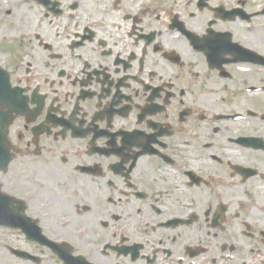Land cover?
Here are the masks:
<instances>
[{
	"label": "flooded vegetation",
	"instance_id": "flooded-vegetation-1",
	"mask_svg": "<svg viewBox=\"0 0 264 264\" xmlns=\"http://www.w3.org/2000/svg\"><path fill=\"white\" fill-rule=\"evenodd\" d=\"M26 17L0 47L21 95L0 264H264V0H46Z\"/></svg>",
	"mask_w": 264,
	"mask_h": 264
},
{
	"label": "rangeland",
	"instance_id": "rangeland-1",
	"mask_svg": "<svg viewBox=\"0 0 264 264\" xmlns=\"http://www.w3.org/2000/svg\"><path fill=\"white\" fill-rule=\"evenodd\" d=\"M10 3L12 5H14V7H10L11 4H7L3 0H2V2H0V4H2L0 6V10L5 9L6 7H10L8 9L12 11V16H8V17H4L2 15V12L4 10L0 11V21H3V23L0 24V27H2V31L0 32V34H2L3 31L8 32V31L12 30L14 28V24L7 22V20L11 19L14 15H16L18 13L19 14L22 13L19 10L21 7L20 6V3H21L20 0H14V1H11ZM10 45H11L10 41L2 42V46H4V47H9ZM11 235H12V231H10V230H8V231L6 230V233L3 232V234H2L3 237L0 239V260H3L2 258L7 257V255L9 254V252L5 249L4 246L6 244H9V243L12 244V236Z\"/></svg>",
	"mask_w": 264,
	"mask_h": 264
},
{
	"label": "water",
	"instance_id": "water-1",
	"mask_svg": "<svg viewBox=\"0 0 264 264\" xmlns=\"http://www.w3.org/2000/svg\"><path fill=\"white\" fill-rule=\"evenodd\" d=\"M3 212H4V210H0V217H2ZM8 224H10V221L8 223H6V225H8Z\"/></svg>",
	"mask_w": 264,
	"mask_h": 264
}]
</instances>
